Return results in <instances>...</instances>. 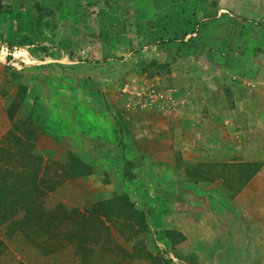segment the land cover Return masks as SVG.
<instances>
[{"label":"rangeland","instance_id":"obj_1","mask_svg":"<svg viewBox=\"0 0 264 264\" xmlns=\"http://www.w3.org/2000/svg\"><path fill=\"white\" fill-rule=\"evenodd\" d=\"M2 6L0 67L4 70L0 79L7 72L10 79L25 87L12 103L14 89L6 86V79L5 83L1 80L0 93L9 103L0 109L6 113L9 127L0 139V264H123L134 258L142 260L141 264L203 261L205 257H198L188 243L182 253L181 248H165L163 236L160 240L140 223L139 217L151 209L157 187H169L160 182L168 179V164H164L165 169L163 164L155 169L147 167L139 161L140 156L133 158L135 146L142 154L154 146H168L179 134L182 137L181 112L190 113L187 132L199 123L204 128L219 126L208 121L207 113H214V109L206 111V105L201 104L204 99L198 97L203 98L208 90L222 95L224 89L216 85L226 76L241 91L234 109L244 116L250 114L244 125H239L241 129L234 130L249 135L244 138L245 132L236 139L252 148V162L264 164V0H2ZM179 9L185 13L178 15ZM171 12L177 24H161ZM191 15L198 17V23L204 19L209 23L193 31L201 36L179 42L178 25L185 22L179 25L182 33L192 29L187 24ZM168 28L176 38L162 32ZM216 55L226 61L225 66L236 62V72L223 73L224 65L210 61ZM252 82L255 90L250 87ZM125 84L128 92L141 95V102L122 92ZM151 86L164 91L163 99L154 102L146 97ZM149 104L152 107H146ZM212 108L216 113L222 110ZM148 113L159 114L162 123L167 119L176 122V133L169 129L171 134L163 135L167 131L160 122L158 129L153 128L154 120ZM113 126L120 133L131 129L127 137L132 143L124 144L123 134L119 147L118 143H104ZM0 127L5 129L1 122ZM135 131L139 139L134 146ZM229 133L227 140L231 142L234 136ZM218 138H222L220 132L213 140ZM40 139L54 149L42 146ZM186 145L193 149L190 146L194 144ZM120 147L125 151L118 153L119 160L120 154L124 158L117 172L114 157ZM73 151L79 155L82 151L92 167L75 159L78 156ZM106 157L112 161L106 163ZM128 158L132 159L130 167ZM257 171L258 177L245 192L261 204L264 168ZM126 173L133 179H121L120 174ZM79 177H84L81 184L76 182ZM112 192L117 197L106 202L104 210L103 202L83 199V195L95 199ZM122 193H127V200L118 196ZM138 193L145 197L137 200ZM38 199L42 206L37 205ZM84 204L88 209L81 208ZM237 210L233 220H237L236 212L243 216L242 208ZM256 211L260 212L251 220L264 228V212ZM228 213L218 211L219 217L209 211L205 218L209 228L220 232V225L230 219ZM131 226H137V233H125ZM158 238L161 244L156 247L153 240L159 244ZM259 244L263 247V240ZM222 252L221 261L232 264L239 249L231 245Z\"/></svg>","mask_w":264,"mask_h":264},{"label":"crops","instance_id":"obj_2","mask_svg":"<svg viewBox=\"0 0 264 264\" xmlns=\"http://www.w3.org/2000/svg\"><path fill=\"white\" fill-rule=\"evenodd\" d=\"M183 8V7H182ZM180 10V9H179ZM171 11H174V8H172ZM185 12L182 10L179 11L178 15H183ZM168 18L165 17V20L161 21V24L166 25H176V18L171 12L169 15H167ZM227 18V16H224ZM223 18V17H222ZM220 19H216V23L219 22ZM188 19V18H187ZM191 20L187 21V24L191 25L193 28L196 26V30H201L203 27H205L209 22L207 19L202 20L200 23H198L199 19L198 17L195 18L194 15H191ZM193 21H197V23H192ZM212 21V20H211ZM179 22V19H178ZM208 22V23H207ZM185 22L182 23L180 21L179 25H184ZM211 23V22H210ZM214 23V22H213ZM180 39L179 42L187 41V38L189 37H199L201 36L200 33H192V34H184V31L182 33L180 26ZM168 27V26H167ZM190 28V27H189ZM184 29V28H183ZM168 28L166 31L165 29H162V32L166 35V37H172L171 32ZM173 34V33H172ZM176 38V36H173V38ZM183 39V40H182ZM183 45V44H182ZM187 46V45H183ZM214 59V60H213ZM210 61L217 62L218 65H224L222 71L226 75L232 74L233 71L236 72V62H229L228 66H225L226 61L224 59L219 58L218 55L212 57ZM238 69V68H237ZM4 68L0 67V74L3 72ZM7 78L3 77L0 79V87L3 86L1 84V80L5 83V79L7 82L5 83L6 86L12 87L14 89L13 95H12V103L19 99V96L17 95L18 92H20L21 89H24L25 86L18 84V80H12L10 79L11 74H7V72H4ZM12 78V77H11ZM227 77L221 79L219 83L216 85L218 86V89L222 90L224 89V92H222V95H219L216 91H205L204 97L198 99H204V101L201 102V104L206 105V111L210 112L214 109V113L210 112L207 113L208 121L214 120L216 121L218 125L208 126L207 128H204V124L200 123L199 126H195L194 129H190L191 132H187V124L188 119L186 118L187 115L190 113L181 112L183 116V120L181 123V131L182 137L179 134V138L176 139L173 133L176 131L175 129V123L171 122L169 119L165 123H162L159 121L157 116L159 114H149L147 117L150 120H154V123L152 124L153 128L156 127L158 129L159 122L160 127H163V129L167 132L163 133V135L171 134L169 129H174L173 140H171L168 144V146H165L163 148H159L160 146H154V148L149 149L148 152L144 153L137 149L138 145H136V140L138 141V131H135V139L133 140L134 146H135V152L134 157H139V161H144L147 163V167L150 166V168H156L158 166H161L165 169L166 166L164 164H168L167 166V177L168 179L165 181H160L163 184H168L169 189L162 190L160 187H157V191L155 193V196H153L151 203V209L149 210L150 213V224L146 223V214L139 217L140 223L147 227V230H149L152 233H157L158 236H163V242L165 244H162L163 246H167V249L174 248L176 251L177 248H181L179 252H184L182 249L183 247L187 246V243L190 244V247L194 248L195 253L199 254L198 257H205L202 260H199V264H225L221 260L224 258L222 255L224 253L222 252V249H226L227 246H231L232 248L239 249V253L235 256V259H231L232 264H264V245L263 247L260 246L259 242L263 240L264 242V228L262 227H256L254 225V220H251L254 218L255 214H258L256 210L260 209L262 212H264V199L261 201V204L256 203L255 196L249 194L251 198H249L247 192L245 190L249 188L252 181L258 177L259 171L257 169L264 168V164H262L260 161H253L251 160V157H255V154L251 147H244L243 143L241 141H238L236 139V136H242V133L246 132L247 137L249 134L247 131L243 130H236L235 129H241L239 128V125H244V120L249 118L250 114H240L237 112V104L239 103L238 100L241 98H238L239 94L241 93L240 89L234 86V82H228L226 80ZM221 84H224L225 86H222ZM251 89L255 90L256 85L254 82L250 85ZM244 88V87H243ZM5 89V88H4ZM220 91V90H219ZM9 103V100L5 97H3L0 93V105H4L6 103ZM244 101L242 100L241 104ZM15 104V103H14ZM13 104V105H14ZM213 106H219L222 108L221 111H217L216 109L212 108ZM15 107V106H14ZM217 108V109H220ZM198 113V112H197ZM6 113L4 110L0 109V122L3 123V131L0 127V139L7 134L8 131V119L5 118ZM194 117V116H191ZM215 118V119H214ZM173 119V118H172ZM186 119V120H185ZM185 120V122H184ZM230 121V123H229ZM236 121V122H235ZM238 123V124H237ZM240 123V124H239ZM190 125H193L190 121ZM169 130V131H168ZM233 131L229 133L228 131ZM132 131L129 129V132ZM129 132L124 131L123 133H120L118 130H116V126H113L109 129L107 134L104 137V143H110V144H116L121 142L120 138L123 134L125 137L124 144H129V142L132 143L131 137H127V134ZM218 132H220L222 138H218L216 141L213 140L214 137H218ZM133 133V132H132ZM176 133V132H175ZM186 133H189L186 137L184 136ZM231 134L234 136V140L232 139L231 142L228 141V134ZM117 137V138H116ZM171 137V136H168ZM187 137H191V140H188ZM216 139V138H215ZM93 140V139H92ZM39 142L42 146L45 145L47 148L54 149L51 146H47V140ZM187 142L194 144L193 149L187 148ZM123 143V142H121ZM246 144V139L244 140V145ZM41 146V147H42ZM121 148V147H120ZM44 153H48L46 149L41 148ZM31 151V149H30ZM39 151V150H38ZM106 151V150H105ZM125 150H123L124 152ZM75 153V151H73ZM80 152V151H79ZM117 153L116 157L114 159L118 160V167L116 168V171L119 172V164L122 161L121 159L124 158L123 154H120L121 161L118 158V153L122 152V148L118 151H115ZM31 153V152H30ZM35 153V152H34ZM38 154V152H36ZM78 157H75V159L84 162L83 165H88L92 167V164H88L85 160L82 151L80 152V155L78 153H75ZM32 156L34 154H31ZM36 156V154L34 155ZM39 158V157H38ZM257 158V157H256ZM126 159V158H125ZM105 162L112 161V157H106L104 158ZM54 161H58L57 158H54ZM127 166H132V159H127ZM154 168V169H155ZM149 172V171H148ZM147 172V173H148ZM86 172L80 173L81 176H84ZM152 175V174H151ZM163 175V174H162ZM124 177H127L126 179L132 180L133 175L131 174H120L121 179ZM135 177V176H134ZM159 177V176H156ZM82 178V179H81ZM84 177H79L76 182L78 184H81V181ZM160 178V177H159ZM248 182L246 186L241 189L242 184L245 182ZM156 186V185H155ZM171 186V188H170ZM173 186V189H172ZM77 193H79L77 191ZM111 194V195H110ZM108 194V196H99L95 197V199H92L90 197H86L83 195V199H91L93 202H103L106 206L108 202L112 201L114 198L116 199L117 195L115 196L112 193ZM263 197H264V193ZM40 195V193H39ZM42 195V194H41ZM77 195V194H75ZM82 196V194H81ZM120 198L126 197L125 200L128 199L127 193H122L118 195ZM141 196V197H140ZM145 197L144 193L139 194L137 196V200ZM118 198V199H120ZM97 199V200H96ZM147 200V199H146ZM88 201V200H87ZM107 202V203H106ZM36 204V203H35ZM62 204V203H61ZM37 205L40 204V200H37ZM63 205V204H62ZM61 205V206H62ZM85 207H81L83 209H88L87 205L84 204ZM83 205V206H84ZM42 206V205H41ZM259 206V208L257 207ZM40 207V206H38ZM75 207V206H74ZM238 209L242 208L243 216L242 218L238 217V212H236L237 220H233V215L235 214V211H238ZM194 211L196 212H193ZM77 211H81L80 207L76 208ZM212 212L213 214L218 211L225 212L228 211L229 213L227 216H230V219L226 223H222L220 226L223 229H219L220 232H215L212 229L209 228L208 222L205 220L206 217H208V212ZM198 213V214H196ZM220 217V215L218 214ZM251 223L253 225H251ZM217 226V224H214ZM129 224H125L124 227H128ZM226 226V228H225ZM235 226V227H234ZM218 227V226H217ZM220 227V228H221ZM149 228V229H148ZM91 229V228H90ZM105 229V228H104ZM138 228L137 226H131V231L125 232V233H131L135 232L137 233ZM122 231V230H121ZM145 230H142L141 233H144ZM233 234V235H232ZM263 235V236H261ZM154 237V238H156ZM153 238V239H154ZM121 241V240H120ZM146 242V241H145ZM154 245L157 247L160 246L159 238L158 243H155L153 240ZM231 244V245H230ZM165 246V248H166ZM191 248V249H192ZM179 254V253H178ZM239 254V255H238ZM138 255V254H137ZM182 255V254H181ZM226 255V254H225ZM228 257V256H227ZM228 259V258H227ZM131 260V259H130ZM225 261V260H223ZM132 263V264H141L143 261L137 258H134L129 261H124L123 264L126 263ZM120 264V263H119Z\"/></svg>","mask_w":264,"mask_h":264},{"label":"built area","instance_id":"obj_3","mask_svg":"<svg viewBox=\"0 0 264 264\" xmlns=\"http://www.w3.org/2000/svg\"><path fill=\"white\" fill-rule=\"evenodd\" d=\"M128 89H129V86L127 84H125L122 87V92L125 93V94L128 93L130 96L135 95V94H132L133 92H128ZM140 89L141 90H144L143 87H141ZM156 89H157V87L151 86L150 88L148 87V89L146 91L147 92L146 97H148L149 99H154V102L157 101V100H159V98L160 99H163V97L165 95V94H162L161 93V92H164V91H160L161 89L160 90H158V89L156 90ZM132 99H133V101L139 103V102H141V95L140 94H137V95L133 96ZM145 105L144 104L143 105H140V108L141 107H145ZM156 105L158 107V104H156ZM146 107H152V104H149Z\"/></svg>","mask_w":264,"mask_h":264},{"label":"trees","instance_id":"obj_4","mask_svg":"<svg viewBox=\"0 0 264 264\" xmlns=\"http://www.w3.org/2000/svg\"><path fill=\"white\" fill-rule=\"evenodd\" d=\"M2 10H3L2 0H0V14L2 13ZM188 28H189V27H188ZM188 28H187V30L184 32L183 35L195 33V32H193V31H196V32L199 31V30H196V28H192V29H190V28L188 29ZM189 30L191 31L190 33H189ZM82 173H84V172L82 171L81 174H82ZM101 208H102V209H103V208L106 209L107 207H106L104 204L101 203ZM104 209H103V210H104Z\"/></svg>","mask_w":264,"mask_h":264}]
</instances>
